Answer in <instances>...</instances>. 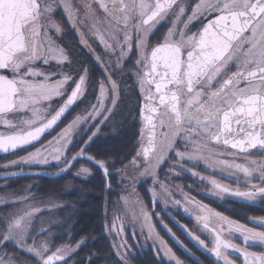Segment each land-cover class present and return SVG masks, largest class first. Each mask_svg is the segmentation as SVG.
<instances>
[{
  "label": "snow or ice",
  "instance_id": "1",
  "mask_svg": "<svg viewBox=\"0 0 264 264\" xmlns=\"http://www.w3.org/2000/svg\"><path fill=\"white\" fill-rule=\"evenodd\" d=\"M57 10H62L100 68L101 76L95 83L91 82V68L76 64L56 42L55 36L62 33L54 16ZM170 17L166 33L150 44V36ZM196 21L200 27L192 31L190 25ZM53 60L61 66L58 72L37 67L38 62L49 65ZM55 75L60 78L52 80ZM125 77L135 81L140 98L141 148L136 157L143 159L145 167L139 176H151L153 184H159L161 192L170 196L156 170L172 153L182 171L183 161L203 160L209 167L229 171L230 176L243 174L247 190L210 179L215 192L240 197L252 206L258 199L264 201V159L251 155L256 150L264 156V0H195L190 12L188 0H0V126L5 129L0 131V153L34 145L58 127L89 87L97 93L96 102L77 114L57 136L19 161H12V165L55 161L60 169L55 175L60 178L75 167L74 162L85 160L107 179L115 162L109 164L89 155L88 146L128 87ZM54 100L58 101L55 106ZM89 121H96L92 124L96 131L69 157L66 153L73 136ZM136 157L130 161L134 168L140 164ZM237 159L244 163H237ZM126 169L124 165L117 171ZM91 175L92 170L84 166L75 173L76 178ZM191 175L199 176L195 171ZM127 179L131 181L125 189L128 194L120 199L126 206L140 205L139 215L132 213V221L140 223V234L144 235L146 228V240L159 241L166 257L183 264L155 232L136 196L137 177ZM106 186L111 188L110 183ZM151 194L155 202V188ZM28 199L20 196L18 201ZM185 199L195 204L197 221L212 235L209 251L217 261L233 264L230 254L239 253L243 264H264V252L247 250L264 248V231H255L207 205ZM14 203L17 199L12 195H0V205ZM35 211L40 209L0 213V264H69L84 244L81 240L73 245L70 238L60 245L52 244L50 238L40 240L49 230L34 231ZM117 219L105 228L121 237L119 244L113 245L119 264H129L132 245L123 238L124 228L117 225ZM260 223L264 226V221ZM232 233L239 234L245 248L233 242ZM132 235L135 240L136 232ZM189 235L207 247L199 236ZM9 246L13 254L8 253ZM88 259L92 264V257Z\"/></svg>",
  "mask_w": 264,
  "mask_h": 264
},
{
  "label": "flooded vegetation",
  "instance_id": "2",
  "mask_svg": "<svg viewBox=\"0 0 264 264\" xmlns=\"http://www.w3.org/2000/svg\"><path fill=\"white\" fill-rule=\"evenodd\" d=\"M195 0H188L189 4V12L190 6L194 3ZM56 21L62 27V33L58 36H55L56 42L65 49V51L70 55L73 61L76 64H86L89 68H91V82L95 83V81L100 79L101 70L99 67L96 66L95 61L93 60L92 56L89 54L88 50L84 48L80 43V36L79 33L74 29L67 21L66 16L63 14L62 10H57L54 14ZM183 19V18H182ZM171 17L168 20L162 22L159 26L158 30L156 31L155 35L150 36L149 42L150 44L157 43L163 35L166 33L167 28L170 26ZM198 27H200V23L198 21L193 22L190 25V29L195 31ZM86 30V29H84ZM90 42L95 45V42L89 38ZM101 51V49H97ZM130 66V65H129ZM37 67L41 68L45 71L51 72H58L61 66L57 65L56 62L50 61L49 65H43L42 62H38ZM65 69L68 67L67 65L63 66ZM59 75L53 76L51 79L56 80L59 79ZM37 79H43L42 77H38ZM127 81L128 87L124 91V94L121 96L120 101H118L117 107L115 110L113 109L111 115L107 120L103 123L99 124V131L97 132L96 136L92 138V142L88 146V154L91 155V150L93 149L95 140L104 138L109 140L111 135L114 133V129L112 127L113 121L111 120L116 118L119 114L126 119V121H121V133L125 135L128 130H131V139H130V146L129 149L125 146L124 153L122 155L123 159L121 160V164H119V168H122L124 165H127V169L125 172L119 171V183L118 186L120 187V191L123 194H126L128 190L126 186L129 182H131L127 177L136 176V186L138 190L140 188L149 189L151 194V189L155 188L157 191V196L154 199L152 197V207L148 209L145 202L142 199V202L147 208L148 214L150 216L151 224L154 226L156 230V223H159L161 228L164 230H182L187 231L194 230L200 232H207L201 226V223L197 221L196 216L198 214V209L196 208L195 204L190 203L189 200L185 199V197L190 198L191 200L198 201L200 204L207 205L210 209L214 212H219L224 216L229 217L232 220L239 222L240 224H244L249 228H253L255 231H264V226L261 225V221H264V201H260L259 199L256 202V206H252L250 203L242 202V198L231 196L227 193H218L212 189L208 180L216 179L219 183L227 185L229 188L240 190H247L245 179L242 173H235L234 175H229V171L224 170L222 171L219 167H209L203 160L198 162H191V161H183V168L181 170L180 162H177L176 158L172 153L169 154V159L166 160L157 170L156 175L159 178L160 183L167 185L171 195H167L161 192L159 184H153L151 176H139V172L143 171L145 167V163L142 158L136 157V153L140 151L141 148V138L139 135L140 130V118L138 114V108L140 104L139 93L135 88V81L128 79L125 77ZM70 90V86H69ZM96 90L93 87H89L85 97L78 101L77 105L74 106V109L67 115V117L59 123L58 127H55L49 134L43 136V138L36 144L25 147L20 149L19 151L12 154L11 161H19L21 157L28 155L29 152L35 151L37 148H40L42 145H46L49 140H52L53 137L57 136L58 133L63 129L77 114L83 113L85 109L89 107L90 104L95 103L96 97ZM58 103L57 100L52 102L53 106ZM47 106V105H45ZM99 119V118H97ZM129 121V122H128ZM96 123V121H89L87 125L82 124L80 126L83 131H78V134L73 136V143L69 146V151L66 153L69 157L73 155L76 151L79 150L80 147L84 145L81 141H86L87 138L92 134V132L96 131L95 127H92V124ZM128 125H132L127 127ZM1 129V128H0ZM1 131V130H0ZM181 149L183 145H180ZM254 159L260 160L264 159L259 152L253 150L251 153ZM136 157L139 161V167L134 168L130 161ZM237 163H244L243 160L237 159ZM19 164V169L23 168L20 172L15 173H43L47 175H55L60 171L59 167H56L55 161L50 162L47 165L44 164ZM75 167L71 168L70 171L63 175L60 178H48L41 175H32L26 176L21 178H41L48 181H64L71 184H79L80 182H90L94 178V174L89 176L87 179L84 178H76L75 173L81 167H88L91 168V163L81 160L79 162H74ZM175 165L172 171H170V167ZM94 166V165H93ZM195 171L199 174V176L191 175V171ZM93 171V170H92ZM113 171L109 170V179L111 178V173ZM103 173V172H102ZM8 174V173H5ZM2 174V175H5ZM205 177L204 180H201L199 177ZM20 178L14 179H6L0 180V183L4 181L5 185H10V180H15ZM108 179V180H109ZM107 180V179H106ZM9 182V183H8ZM252 183H259L258 180H253ZM1 185V184H0ZM140 192V191H139ZM141 197V192L139 193ZM149 196V195H148ZM152 196V194H151ZM175 201H179L177 204ZM140 211V208H138ZM9 212L8 209L0 208V213ZM151 214L153 216H151ZM182 214V215H181ZM45 215L44 211H39L38 213H33V219L39 218V221L43 219ZM181 215V216H180ZM166 217V218H165ZM168 218V219H167ZM168 221L171 222L169 224ZM165 225L167 227H165ZM186 231V232H187ZM209 236L212 238V235L207 232ZM231 238L234 243H236L239 247L245 248L246 246L242 242V238H240L238 233H232ZM40 239V238H39ZM149 240V239H147ZM197 241V240H195ZM198 242V241H197ZM243 244H242V243ZM13 250L12 247H9ZM8 250V249H7ZM247 250L250 252H264V248L254 246V247H247ZM233 257H238L243 261V257L240 256L239 253H232L230 254ZM230 258V257H229ZM233 264H237L236 261L233 260ZM241 264V262H240Z\"/></svg>",
  "mask_w": 264,
  "mask_h": 264
},
{
  "label": "trees",
  "instance_id": "3",
  "mask_svg": "<svg viewBox=\"0 0 264 264\" xmlns=\"http://www.w3.org/2000/svg\"><path fill=\"white\" fill-rule=\"evenodd\" d=\"M121 121L124 122L126 119L121 118L118 114L113 120L114 133L110 139L100 138L95 140L93 149L90 152L92 156L106 160L109 164L115 162V168H111V170L119 168L125 151L124 147L126 146L129 149L131 142V130L123 135L120 129L122 126ZM130 126L132 125L127 124V127ZM12 158V155L0 156V175L20 172L23 169H19V164L7 169L5 166L9 164ZM91 168L94 172V178L90 182L71 184L70 182L48 181L34 177L20 178L10 180L12 182L6 189L9 191L11 188L10 191L17 198L23 196L26 192L30 193L34 196L32 200L41 204L38 207L46 208L45 205L49 204V206L47 205L49 209H45L44 220L41 225H44V229L49 230L47 234L52 235V244L68 243L69 238L73 245L78 241H84L77 253L69 260L71 264H89V256L92 257V264H119V257L113 247L116 240L110 237L105 228L107 223L104 222L106 194L112 195V193L108 192L102 171L93 165H91ZM116 185L118 184L116 183ZM144 190L146 189L143 187L139 190L141 198L150 209L152 207V197L150 194L143 192ZM8 191L3 192L1 190L0 195L9 194L10 191ZM151 216L153 215L151 214ZM167 219L166 221L171 224ZM40 221L37 222V225ZM156 230L159 237L165 241L183 264H223V261H217L216 257L209 251L212 247V238L207 232L192 229L187 232L182 230H171L169 232L161 228L159 223H156ZM189 232L204 240L207 247H201L199 242L192 239ZM132 249L134 250L131 252L132 258L129 260V264H175L174 260L170 261L161 256L152 239H145L143 245L139 247L134 242ZM229 257L237 264H240V262L243 264V261L238 257L235 258L231 255Z\"/></svg>",
  "mask_w": 264,
  "mask_h": 264
},
{
  "label": "rangeland",
  "instance_id": "4",
  "mask_svg": "<svg viewBox=\"0 0 264 264\" xmlns=\"http://www.w3.org/2000/svg\"><path fill=\"white\" fill-rule=\"evenodd\" d=\"M114 110H115V108H114ZM112 121H113V118L111 120V123H112ZM0 128H1L0 129L1 131H4L5 130V129H3L2 126H0ZM11 162L12 161H9V164L7 165V169H11L12 167L15 166V165H12ZM110 170H111V168H110ZM111 171H113V172L111 173V178L110 179L107 178V180H106L105 177H104L105 184L106 185L108 183L111 184V188H108L107 186L106 187L108 189V192L109 193H112V195L106 194V200H105L106 201V206H105V213H104V219H105V221L104 222H106L107 225L110 227L111 224H112V222H113V220H114V218L119 217V219H117L116 222H117V225L118 226L121 225V224L123 225V228H124L123 238H126L127 241H128V243L130 245H133V243L135 242V244H137L138 247H139L140 245H143V243L145 241L144 236L147 235V229L146 228L144 229V235H141L140 234V223L139 222H133L132 221V213L135 212L137 215H139V212L140 211H139L138 208H140V205H138V204L137 205L129 204V205L126 206L124 204L123 200H121L120 197L121 196H124V195H127L128 192L126 194H123L120 191V187L118 185H116V183L117 184L119 183V179H118V177H119V171H117V170H111ZM93 174H94V172H93ZM11 182L12 181H10V183ZM130 183L131 182H129L127 185H129ZM0 184H1L0 185V191L3 190V192H5V191L7 192L8 190L6 188H7V186H9V184L8 185H5L4 181L2 183H0ZM135 187H136V196L139 197V200L142 203L144 210L148 213L147 208L144 205V203L142 202V198L140 197V194H139L140 192L138 190V187L136 185H135ZM149 189H146L143 192L150 193V190ZM10 190H11V188H10ZM9 194L12 195V197L14 199H17V203L10 204V205H7V206L6 205H0V208H4V210H5L6 207H9L8 208L9 212L15 211L17 208H20L23 211H29L31 209L38 208V209H40V212L43 211V210H45V209L46 210L49 209V208H47V205L49 206V204L45 205L46 208L38 207L41 204H39V202L37 203L34 200H32V197H34V196L33 195H30V193H28V192H26L23 196H28L29 199L27 201H24L23 203H20L18 201V198L16 197V195L14 193H12L11 191H10ZM150 196H151V194H150ZM36 197H38V196H36ZM152 204H153V201H152ZM35 212L38 213L39 211H35ZM43 220H44V218L41 219L39 225H37V222L39 221V219L38 218L33 219V228H34V231L35 232L38 233V232H40L41 228H44V225H41V223L43 222ZM133 231H135L136 234H137L135 240L133 239V235H132ZM108 233H109L110 237H112L113 239L116 240L115 243L116 244H119L121 237L120 236H117L115 234V232H111V233L108 232ZM49 238L51 239V242H52V235L46 233L45 235H43V236L40 237V240L49 239ZM152 241H153V244H155L156 249L161 254V256H163L167 260H170L171 261V259H169L168 257H166L164 255L163 250L160 248L159 241H155L154 239H152ZM29 242H31V241H29ZM9 247H11V246H9ZM9 247H8V250H7L8 253L9 254H13L14 253V249L11 250ZM133 250L134 249H132L131 252H133ZM29 264H31V262H29ZM69 264H71V262H69Z\"/></svg>",
  "mask_w": 264,
  "mask_h": 264
},
{
  "label": "water",
  "instance_id": "5",
  "mask_svg": "<svg viewBox=\"0 0 264 264\" xmlns=\"http://www.w3.org/2000/svg\"><path fill=\"white\" fill-rule=\"evenodd\" d=\"M52 130H49L44 135L49 134ZM43 136L41 137V139L43 138ZM39 141L35 142L34 144L38 143ZM29 146H31V145H29ZM26 147H28V146H26ZM18 150H20V149H18ZM18 150H16V151H18ZM12 153H14V152H11V153H8V154L0 153V156L10 155ZM32 175H41V176L48 177V178H56V175H47V174H43V173H24V172H22V173H10V174H5V175H0V180L21 178V177L32 176Z\"/></svg>",
  "mask_w": 264,
  "mask_h": 264
}]
</instances>
